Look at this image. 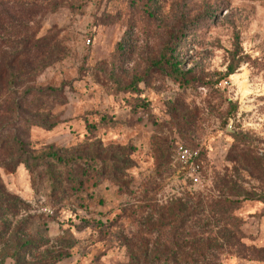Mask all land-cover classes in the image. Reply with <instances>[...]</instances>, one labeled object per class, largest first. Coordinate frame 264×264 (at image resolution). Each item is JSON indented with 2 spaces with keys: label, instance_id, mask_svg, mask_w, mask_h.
<instances>
[{
  "label": "rangeland",
  "instance_id": "rangeland-1",
  "mask_svg": "<svg viewBox=\"0 0 264 264\" xmlns=\"http://www.w3.org/2000/svg\"><path fill=\"white\" fill-rule=\"evenodd\" d=\"M136 263L264 264V0H0V264Z\"/></svg>",
  "mask_w": 264,
  "mask_h": 264
},
{
  "label": "built area",
  "instance_id": "built-area-1",
  "mask_svg": "<svg viewBox=\"0 0 264 264\" xmlns=\"http://www.w3.org/2000/svg\"><path fill=\"white\" fill-rule=\"evenodd\" d=\"M200 158V150L186 144H177L174 149L175 162L185 170L184 179L194 186L202 185Z\"/></svg>",
  "mask_w": 264,
  "mask_h": 264
},
{
  "label": "trees",
  "instance_id": "trees-1",
  "mask_svg": "<svg viewBox=\"0 0 264 264\" xmlns=\"http://www.w3.org/2000/svg\"><path fill=\"white\" fill-rule=\"evenodd\" d=\"M52 155L54 156V157H56L57 159H59L58 157H57V154L55 153H52ZM136 264H139V263H136Z\"/></svg>",
  "mask_w": 264,
  "mask_h": 264
}]
</instances>
